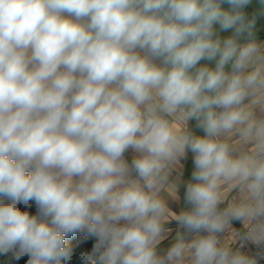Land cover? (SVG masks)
Listing matches in <instances>:
<instances>
[{"label": "clouds", "instance_id": "9594fccd", "mask_svg": "<svg viewBox=\"0 0 264 264\" xmlns=\"http://www.w3.org/2000/svg\"><path fill=\"white\" fill-rule=\"evenodd\" d=\"M249 3L0 0V264L264 261ZM189 154L181 196L169 174ZM234 226L235 248L221 239Z\"/></svg>", "mask_w": 264, "mask_h": 264}, {"label": "crops", "instance_id": "0c3cea01", "mask_svg": "<svg viewBox=\"0 0 264 264\" xmlns=\"http://www.w3.org/2000/svg\"><path fill=\"white\" fill-rule=\"evenodd\" d=\"M257 35L258 38L261 40H264V32H260L257 31ZM204 63V62H202ZM192 122H190L191 125ZM132 152L129 150L128 152L125 153V158L127 160H129V162L132 159ZM193 165L191 164V154H189V158L185 161H181V163L179 165H177L176 167H174L169 174V180L171 183L175 184L177 187V192H180V195L182 196L183 194V188H180L181 182L182 180H186L190 174V171L192 169ZM228 199H232L234 197H237L238 194L234 191H230L228 193H226ZM179 201H177V203L173 202L171 203V207L173 208L174 211H178L180 204H178ZM168 228H169V234H167L164 238V240H162L161 242V250L163 251L168 243L171 242L172 239H174V236L176 234V226L174 222H169L168 224ZM239 232V227L238 226H234L233 230H229L227 232H225L221 239L222 242L229 244V246L233 247L236 245V243L239 241L240 237L237 234Z\"/></svg>", "mask_w": 264, "mask_h": 264}, {"label": "water", "instance_id": "95a60500", "mask_svg": "<svg viewBox=\"0 0 264 264\" xmlns=\"http://www.w3.org/2000/svg\"><path fill=\"white\" fill-rule=\"evenodd\" d=\"M247 13L256 14L257 16V30L264 32V2L262 0H250L249 5L245 9ZM197 134H202L197 131Z\"/></svg>", "mask_w": 264, "mask_h": 264}, {"label": "built area", "instance_id": "2783aa9c", "mask_svg": "<svg viewBox=\"0 0 264 264\" xmlns=\"http://www.w3.org/2000/svg\"><path fill=\"white\" fill-rule=\"evenodd\" d=\"M36 211H37V209H36L35 203H33V207H32L31 213L35 214ZM241 243H243V241H241V239H239V241L236 243L234 248L237 247ZM242 250L248 252L249 254H254L257 251V248L254 245L249 243V244H246ZM18 264H24V262H20L19 261ZM261 264H264V261H262Z\"/></svg>", "mask_w": 264, "mask_h": 264}, {"label": "trees", "instance_id": "16d2710c", "mask_svg": "<svg viewBox=\"0 0 264 264\" xmlns=\"http://www.w3.org/2000/svg\"><path fill=\"white\" fill-rule=\"evenodd\" d=\"M33 203L31 204V207L29 208L30 212L32 211ZM19 207L23 210L25 206L21 204V205H19ZM75 240H76V237L71 238V242H75ZM90 246H91V241H88L87 243L82 245V247H90ZM20 262H24V260L22 259V260H20Z\"/></svg>", "mask_w": 264, "mask_h": 264}, {"label": "flooded vegetation", "instance_id": "af4514ba", "mask_svg": "<svg viewBox=\"0 0 264 264\" xmlns=\"http://www.w3.org/2000/svg\"><path fill=\"white\" fill-rule=\"evenodd\" d=\"M257 31H259V30H257Z\"/></svg>", "mask_w": 264, "mask_h": 264}]
</instances>
